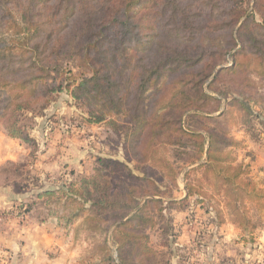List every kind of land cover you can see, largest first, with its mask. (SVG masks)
<instances>
[{
	"label": "rangeland",
	"instance_id": "374dc122",
	"mask_svg": "<svg viewBox=\"0 0 264 264\" xmlns=\"http://www.w3.org/2000/svg\"><path fill=\"white\" fill-rule=\"evenodd\" d=\"M36 1L22 0L17 8L22 12L29 4L31 11L24 16V20L34 25L30 28L33 38L29 40V31L22 30L23 19L14 10L16 4H12L14 7L9 3L0 6V43L11 46L25 41L44 43L38 59L36 56L31 59L39 63L44 58L47 60V55L50 57L48 48L52 42H62L67 31L60 30L57 20L51 19L49 7L43 12L39 6H34ZM179 2L186 8L180 14H172L165 0H130L126 9L128 33L121 46L129 73L112 77L127 80L130 85V89L126 85L123 97L127 103L122 104L119 113L112 105L104 104L108 97L104 95L105 85L101 78L94 93L89 83L78 100L71 96V90L81 78L91 77L86 67H76L77 58L57 60L63 66L65 81L52 74L43 81L35 80L36 92L41 96L33 105L35 109L29 104L28 108L32 109L16 110L12 114L11 110L19 101L31 99L27 91L22 92L14 85L0 89V134L11 145H18L13 161L6 160L7 153L2 154L0 167L13 164L19 166L16 174H22V177H12L22 184L19 191L10 185L0 186L1 244L11 239L24 243L20 236L31 240L40 236L41 242L45 241L44 236H55L59 244L56 242V251L48 254H60L59 264H119L121 255L126 257L131 252L128 259H132L140 251L141 243L155 254L157 264H264V257L253 247L255 236L264 233V54L254 52L257 48L264 52L261 18L264 0ZM83 10L89 15L88 9ZM96 11L98 20L112 19L115 14L111 10L108 17H104L101 10ZM192 14L197 15L192 18ZM9 15L19 27L10 23ZM223 20L231 24L236 20L231 35L219 32L218 24ZM41 21L44 26L40 25ZM83 22L85 25L79 22L73 26L66 38L86 42L92 34L90 40L94 45L106 48L110 43L105 42L103 34L110 41L118 34L110 30L98 31L99 22L95 23L94 19L90 22V18H86ZM111 25L115 23L107 24L106 28L110 29ZM84 27L90 33L79 34L78 30ZM248 34L256 40L253 45ZM230 37L234 38L233 43ZM215 38L222 40L224 48L219 50L214 46ZM155 40L169 47L164 53L166 56H174V52L187 53L194 62L186 69L173 72L160 68L155 83L147 85L143 92L141 113L147 124L144 131L136 132L128 123L135 107L136 92L132 89L141 72L138 66L147 68L164 56L160 50L157 55L151 52ZM109 48L103 52L104 56ZM85 49L93 48L86 46ZM199 52L203 55L195 61ZM93 53L90 52V61L97 59ZM52 57L59 59L55 55ZM216 63L218 65L210 72V67ZM70 77L74 85L66 88V83H72ZM113 91V88L109 90L112 99L119 98L123 92L120 90L113 97ZM173 93L176 96H172ZM16 96L21 98L14 99ZM169 99L177 105L165 111L162 108ZM7 104L11 106L8 108ZM155 115L161 117L151 136L148 129L154 125L151 118ZM10 117L18 121L33 145L7 135L5 125H9ZM167 120L171 126L179 121L185 133L198 135L205 151L208 133L218 134L224 143L215 155L222 160L217 166H241L236 181L244 190L234 191V185L222 174L201 168L206 161L205 154L199 160L190 158L193 152L190 156L183 154L190 152V148L182 149L168 126H162ZM185 141L188 146L193 142ZM6 146L0 143V152H6ZM12 148L7 152H12ZM99 158L125 163L134 175L144 179L130 185L138 197L135 202H142L141 195L161 200V204H150L145 209L148 221L138 225L134 222L129 229L131 236L140 237L141 243L133 245L132 237H123L114 230L111 212L90 209L88 200L96 196L101 198V194L92 189L93 180L101 191L109 188L113 197L124 191L122 173L102 170ZM163 163L169 165L173 177ZM71 191H88L91 196L81 200L71 195ZM1 258L2 262L8 259L7 256Z\"/></svg>",
	"mask_w": 264,
	"mask_h": 264
},
{
	"label": "trees",
	"instance_id": "16d2710c",
	"mask_svg": "<svg viewBox=\"0 0 264 264\" xmlns=\"http://www.w3.org/2000/svg\"><path fill=\"white\" fill-rule=\"evenodd\" d=\"M20 1L22 0H0V6L4 7L6 3L13 4L15 6L14 10L19 13L23 19V22L25 24L23 31H29L28 39L33 38V35L30 32V28L34 27V25L30 24V21L24 20V16L28 15L27 11H31L29 4L25 6V8L20 12L17 8L20 5ZM23 1H31V0H23ZM82 0H37L34 3V6H39V9L44 12V10H48L50 8L51 13V19H56L57 22L60 25V30L65 29L67 31V35L70 33L71 28L75 26L77 23L81 22L82 25H85V22H83L86 18H90V22L95 20V23H98V31H105L110 30L111 32H118L117 35L114 36V41H110L108 38L104 37L106 43H110L109 47H104L101 45H94V42L90 40L92 37V34H89L88 41L86 42H79V41H73L72 38H66L63 37L62 42H52L53 44L48 48V54L47 60L44 58L42 61L39 60V63L32 62L31 59L33 57H37L42 53L41 49L44 45V43L41 42H30L32 44H29V41L21 43H14V46H11L10 44L0 43V89L2 87H7L8 85L12 86L14 85L18 90L24 92L27 91L28 96L30 97L31 101L26 100L25 102L19 101V103L14 107V109L11 110V113L13 114L16 110L21 111L23 109H32L28 108L27 105H31L34 108V104L38 102V96L41 97L36 92L37 85L34 83L35 80L43 81L42 79L48 78L51 74L54 75V77L59 76L61 77V81H65L64 78H62L63 74V66L61 63H58L57 60L65 61V60H75L76 58L79 60V64L76 65L77 68L83 69L87 68L88 71L91 74V77L81 78L80 82L75 84L76 86L71 90V96L73 98H76L78 100L80 92H83L85 94V91L87 89V85L91 83L90 90L92 93H94L98 87L99 83L98 81L100 78L104 81L105 85V97H108L105 101V105H112L115 109L118 110L122 104L126 105L124 102V95L126 91V85H129V82L127 80L123 81L120 79H113L112 77L115 76H124L126 72V60L124 58V38L126 37L128 33V23L126 18V9L128 8V5L130 4V0H85L83 4ZM166 7L169 6V11L173 13L180 14L185 6H183L179 0H165ZM11 7H14V6ZM49 7V8H48ZM83 8L88 9L89 15L92 14V17H89L87 13H83ZM6 9V8H4ZM8 9V8H7ZM10 9V8H9ZM8 9V10H9ZM211 9H213L211 7ZM101 10L104 14V17H108V13L111 12V10H114V16H112V19H107L106 21L102 19L98 20V17L96 15L97 11ZM57 14V15H56ZM84 15V16H82ZM197 14H192V18L196 17ZM2 15H0L1 18ZM12 19L10 23H12L13 26L19 27L15 20L12 18L11 15L8 16ZM261 18L264 22V14L261 15ZM237 19V18H236ZM49 23H52L51 21H48ZM236 20L233 24L229 22L228 20H223L218 24V26L221 28L220 33L223 31L229 32V35H231V29L234 27ZM42 26H44V22H40ZM48 23V24H49ZM112 23H115L114 25L109 26L110 29H107V24L110 25ZM1 24V23H0ZM115 29V30H112ZM230 28V29H228ZM117 29V30H116ZM85 32V34L90 33L89 29L83 28V30H78L79 34H82ZM193 32H188V34ZM191 35V34H190ZM248 38L251 41L252 45L256 43V40L254 37L250 34H248ZM231 43H233L234 38H229ZM33 40V39H32ZM215 43L214 46H217L219 50L224 48V46H221L222 40L220 38H215L213 41ZM115 45L119 47H115ZM93 48L91 50H86L85 47ZM112 46V47H111ZM227 46V45H226ZM108 52L103 55V52L108 49ZM168 46L163 44V42L160 43V41L155 40L152 51L154 54L157 55V52L160 50L162 54L168 51ZM248 47H245V49ZM85 50L81 53V50ZM254 49V48H253ZM93 51L95 56H97L96 60L90 61V52ZM255 53H258V55L264 54L263 49L257 48L254 49ZM53 55L59 57V59L52 57ZM171 57L166 56L164 54L163 58L158 60L157 62L151 63L150 66L147 68H144L139 65V69L141 72L139 73L138 77L134 80L135 88L132 89L134 92H136V98H135V104H133L135 107L131 110L129 114V120L128 123L135 127L136 132H142L144 131V126L147 124V120L143 116L142 108L144 106L143 101V92L146 89L145 87L151 86V84L155 83L157 80V77L160 75V68H162V71L164 69H168L169 71L173 72L177 69L183 68L186 69L187 67H190L192 65L193 58L190 56V54L184 53V54H178L177 52H174ZM195 61L203 55V52L196 53ZM13 59H16V62H13ZM219 63V62H218ZM218 63L213 64L210 67V72L215 68ZM17 64L16 68H12V65ZM236 66V63H235ZM132 72V71H131ZM210 72L208 73L210 75ZM65 73V72H64ZM68 73H71L68 71ZM129 73V72H126ZM47 74V75H46ZM208 75V76H209ZM151 76H155L154 78H151ZM36 77V78H35ZM35 78V79H33ZM54 79L53 77H51ZM8 79V81H7ZM207 79V77H206ZM69 80L72 82L70 85L66 83V88L71 87V84H73L74 79L72 77L69 78ZM61 87V83L59 85ZM130 89V85L128 86ZM10 88V87H9ZM113 88L114 91L112 92L113 97L119 93L120 90L123 92L117 99H112L109 97L110 92L109 90ZM53 91V89H52ZM172 96H176V93H173ZM20 96H16L14 99H20ZM176 102H173L172 99H169L165 106H163L162 109L166 110H173L176 107ZM11 104H7V107L9 108ZM6 107V109H7ZM243 109L248 112L249 110L246 107H243ZM30 111V110H29ZM120 111L118 110L119 113ZM36 115H40L37 113ZM161 115H155L153 118H151V122H154V125L151 126L148 130L151 133V136L154 135V129L155 126L158 124L159 118ZM168 120L162 122V126H168V128L172 131L175 137V141H178L180 144L179 146L182 147V149H189L190 152L184 151L183 154H187L190 156L189 153L193 154L191 155V159L199 160L203 154H205V164L200 165L203 169L210 168L215 172L217 175L222 174L226 181L234 185V191L244 190L243 185L240 182L236 181V177L238 176L241 166H231L229 164L226 167L217 166L219 163L222 162L221 159H219L216 155V153L220 150V145L224 143V140H222L218 134L216 133H208V141H207V149L206 151L203 148V145L201 141L198 140L199 136L195 133H185L183 130H181L180 122L177 121L174 122L173 126L170 124L168 125ZM9 125H5L7 129V135L11 138L21 140L23 142L29 143L33 145V140H31L26 133H24L23 129L18 125V121H13V117H10V120L8 122ZM193 141L190 146H188V142L185 140ZM174 141V142H175ZM173 144V142L171 143ZM219 145V146H218ZM176 146V145H175ZM186 152V153H185ZM128 161V160H127ZM99 167L102 168V170H108L110 172L117 171L122 173V177L124 178L123 193L117 197H113L109 194V188H104L103 191H101V188L95 184L96 180H93L92 182V189H94L97 193L101 194V198H91L87 199V197L91 196L88 191H85L83 193H80L79 191H71L70 194L73 196L79 197L81 200L87 199L91 202L90 209L96 210L97 212L103 210L104 212H111V218L113 219L114 224V230L120 232L123 237L133 238V245L135 242L141 243L139 240L140 237H134L131 236V233L129 231L130 228L133 227V224L135 222L136 225L139 223L142 224L143 222L148 221L147 218H145L144 211L145 209L150 206V204H161V200H155L154 198H147L148 195H141L142 202H135V200L138 199V197L134 194L133 190L130 185L134 182L143 181V178H140L136 175H134L131 170L126 166L125 163L119 162L117 160L112 159H98ZM164 165V163H163ZM165 169L168 170L169 175L173 177V173L170 170L169 165H164ZM19 166L16 165H8L4 167H0V186L3 185H10L15 191H19V186L22 184L19 182H15L12 180V177L17 178L18 176L22 177V174H16L19 172L18 169ZM23 179V178H22ZM23 181V180H22ZM126 181H128V184H126ZM83 185H87V182H83ZM82 185V187H83ZM130 186V187H128ZM126 187H128L126 189ZM48 194V192H47ZM151 197H156L155 194H149ZM188 195V194H187ZM123 196L124 198H120ZM142 203V204H141ZM134 205V206H132ZM120 209V210H119ZM119 210L118 212H116ZM122 210L124 212H122ZM151 220V218H149ZM137 221V222H136ZM126 229H128V232H126ZM143 238V236H142ZM135 239V240H134ZM134 251V248L132 250V253ZM131 252L125 256H120V263L119 264H130V263H136L139 262V264H157L155 254L149 249L146 244L141 243L140 251H138L136 254L132 256V259H128L129 256H131Z\"/></svg>",
	"mask_w": 264,
	"mask_h": 264
},
{
	"label": "crops",
	"instance_id": "0c3cea01",
	"mask_svg": "<svg viewBox=\"0 0 264 264\" xmlns=\"http://www.w3.org/2000/svg\"><path fill=\"white\" fill-rule=\"evenodd\" d=\"M0 143L7 145L6 152H0V158L2 159V154H5L6 160L13 161L12 156L13 152H16L18 145L15 147L14 144H10L9 141L4 139V136L0 134ZM12 148V152H7ZM0 151L2 148L0 147ZM0 159V160H1ZM260 159V158H258ZM263 234V235H262ZM262 236H255L253 239V247L259 250V253L264 257V233H261ZM24 243L19 240L11 239L6 241L7 244L0 243V264H59L60 254L53 255L48 254V252L52 253L55 249V245L59 244L58 240L55 236H44L45 241L41 242L40 236L38 239L31 240L25 238V236H20ZM57 242V244H55ZM3 243V242H2ZM48 247H52L49 249ZM56 251V249H55ZM8 257L7 261L4 263L1 261V257ZM57 257V258H56Z\"/></svg>",
	"mask_w": 264,
	"mask_h": 264
}]
</instances>
